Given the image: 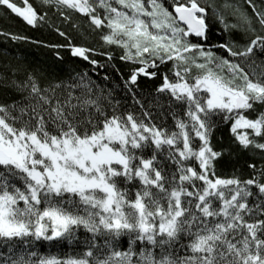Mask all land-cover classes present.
<instances>
[{
	"label": "snow or ice",
	"instance_id": "obj_1",
	"mask_svg": "<svg viewBox=\"0 0 264 264\" xmlns=\"http://www.w3.org/2000/svg\"><path fill=\"white\" fill-rule=\"evenodd\" d=\"M24 3L0 0L34 26L42 17ZM55 3L107 28L105 43L141 65L126 87L141 75L155 78L148 69L156 61L174 62L156 88L168 97L173 122L156 124L148 111L143 118L117 113L115 105L109 114L83 83L68 85L63 97L56 95L62 85L41 90L31 76L3 85L30 91L27 104H0V264H264V169L250 164L256 175L247 179L218 176L223 151L211 143L223 121L241 148L264 150L256 139H264V110L257 111L264 108V36L242 51L219 45L245 58V71L190 41L208 38L200 0H172L171 10L161 0ZM256 15L264 28V12ZM86 51L72 54L89 60ZM45 244L83 249L42 255Z\"/></svg>",
	"mask_w": 264,
	"mask_h": 264
},
{
	"label": "trees",
	"instance_id": "obj_2",
	"mask_svg": "<svg viewBox=\"0 0 264 264\" xmlns=\"http://www.w3.org/2000/svg\"><path fill=\"white\" fill-rule=\"evenodd\" d=\"M10 2L22 9L26 7L24 0ZM161 2L171 10L172 0ZM28 4L37 11L38 17H42L37 19L34 26L27 24L6 6L0 5V104H27L24 97L30 89L19 92L3 85H10L12 81L24 83L31 76L41 90L62 85L56 88V95L61 97L67 95L68 85L87 84L92 89L91 98H99L98 102L109 114L115 105L117 113L132 112L142 117L143 111H148L156 124H172V118L168 115V97L158 94L156 88L161 84L163 75L172 76L170 70L174 62L160 64L156 61L158 68L148 69L157 72L155 78L141 75L135 85L126 87L125 82L129 80L132 71L141 65L122 60L125 49L105 43L102 36L108 33L107 28H96L89 16L58 5L55 0L49 3L28 0ZM200 4L207 9L208 38L205 40L193 36L189 38L190 41L203 45L205 50H211L216 56L229 59L249 71L245 58L231 57L219 45L229 44L234 46L233 50L242 51L251 39L257 35L264 36V28L256 15L257 12H264V0H251V3L248 0H200ZM99 11L103 15V10ZM245 15L251 20V25L244 22ZM75 47L87 50L89 60L74 56L72 49ZM148 59L151 62V58ZM196 59L198 63H204L198 56ZM199 71L192 67L191 75L195 76ZM222 74L227 76V69ZM82 94H87V89H75V95ZM137 100L140 103H136ZM261 110L264 108L258 107L257 111ZM255 115L249 113L250 117L254 118ZM229 129L230 124L219 121L211 138L213 148L223 151V156L215 165L216 175L225 178L235 175L241 179L256 175L249 165L254 164L257 170L264 169V150L251 146L241 148ZM256 139L264 143V139ZM78 235L83 240V229ZM82 249V244L80 247L65 245L63 248L45 244L43 249L37 251L42 255H74L82 252ZM117 250L123 249L118 247Z\"/></svg>",
	"mask_w": 264,
	"mask_h": 264
}]
</instances>
